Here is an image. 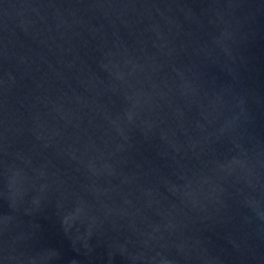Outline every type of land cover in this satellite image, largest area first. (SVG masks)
<instances>
[{"label":"water","instance_id":"obj_1","mask_svg":"<svg viewBox=\"0 0 264 264\" xmlns=\"http://www.w3.org/2000/svg\"><path fill=\"white\" fill-rule=\"evenodd\" d=\"M0 264H264V0H0Z\"/></svg>","mask_w":264,"mask_h":264}]
</instances>
